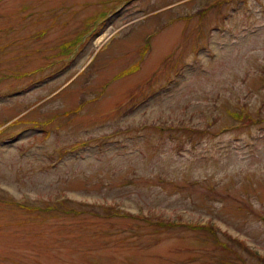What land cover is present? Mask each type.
I'll list each match as a JSON object with an SVG mask.
<instances>
[{"label": "rangeland", "instance_id": "rangeland-1", "mask_svg": "<svg viewBox=\"0 0 264 264\" xmlns=\"http://www.w3.org/2000/svg\"><path fill=\"white\" fill-rule=\"evenodd\" d=\"M263 258L264 0H0V264Z\"/></svg>", "mask_w": 264, "mask_h": 264}, {"label": "trees", "instance_id": "trees-1", "mask_svg": "<svg viewBox=\"0 0 264 264\" xmlns=\"http://www.w3.org/2000/svg\"><path fill=\"white\" fill-rule=\"evenodd\" d=\"M231 116H233L234 118H240V115L239 114H237V113H231ZM63 201V200H62ZM61 201V202H62ZM76 204H80V203H76ZM83 204V203H82ZM54 208V207H53ZM39 209V208H38ZM70 211H74L73 209H70ZM68 212H69V210H68ZM167 225V224H166ZM165 225V226H166ZM194 227H197V228H200V229H203V227H201V226H198V225H193ZM204 229H206V230H208L209 232H211V231H213V230H209L208 229V227L206 228H204ZM230 240H232V239H230ZM232 242L233 243H235L236 245L237 244H239L240 246H242L243 248H244V243L241 241V240H238V239H233L232 240ZM257 256H259V255H257ZM264 259V258H263Z\"/></svg>", "mask_w": 264, "mask_h": 264}, {"label": "bare ground", "instance_id": "bare-ground-1", "mask_svg": "<svg viewBox=\"0 0 264 264\" xmlns=\"http://www.w3.org/2000/svg\"><path fill=\"white\" fill-rule=\"evenodd\" d=\"M107 33H102V35L100 36V38L97 40V41H101L103 38H105L107 35H106Z\"/></svg>", "mask_w": 264, "mask_h": 264}]
</instances>
